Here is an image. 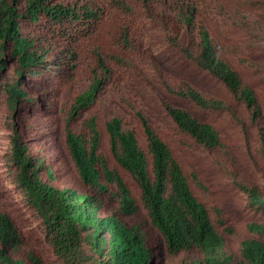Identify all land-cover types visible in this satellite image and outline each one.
I'll return each mask as SVG.
<instances>
[{
  "label": "trees",
  "instance_id": "trees-1",
  "mask_svg": "<svg viewBox=\"0 0 264 264\" xmlns=\"http://www.w3.org/2000/svg\"><path fill=\"white\" fill-rule=\"evenodd\" d=\"M150 22L225 94L164 62ZM263 44L264 0H0L3 169L61 264H264V92L243 73ZM193 143L234 155L228 168L258 216L247 234L199 196L184 160ZM0 264H51L1 188Z\"/></svg>",
  "mask_w": 264,
  "mask_h": 264
},
{
  "label": "rangeland",
  "instance_id": "rangeland-1",
  "mask_svg": "<svg viewBox=\"0 0 264 264\" xmlns=\"http://www.w3.org/2000/svg\"><path fill=\"white\" fill-rule=\"evenodd\" d=\"M149 25L153 26L155 34L159 36V39L155 38L153 40L154 47L156 48V51L161 54L164 62L166 60L167 64L178 69L179 73L190 77L193 81L202 86V88L211 92L212 95L220 96L225 94L226 90L223 84L212 77H207L205 73L198 71L193 65L185 63L178 53L171 46H169L168 42L164 38L163 30L159 25L152 22H150ZM252 57V62L248 64L256 62L262 66L263 70L264 44L260 51L252 53ZM248 64L246 66L248 69L243 71L246 79L259 88H262L264 92L263 71H254L252 66ZM178 101L184 105L190 107L192 106V104L188 101ZM8 113L9 108L6 103V95L2 93L0 95V188L2 198L15 215L22 231L31 241L37 242L43 250L45 256L51 260V264H61V262L58 261L50 251L49 245L43 237L37 218L33 215L26 201L22 199L17 190L9 183L8 177L4 172L3 164L5 162V149L7 146L8 133L10 131L7 125ZM211 117L212 121H214L217 126H221V129L227 134V140L231 143V145L238 143L235 141L237 140V137H240L238 128L226 112H214L211 113ZM164 121L166 123L168 121L165 115L163 116L162 122L164 123ZM191 146L194 148L188 149V151L186 149L184 150V160L188 167H191L198 173L203 182L199 196L210 207H221L228 217L227 219L229 222L234 223L236 227H240V232H242V234H247L248 224L252 220H257L258 216L254 211L247 207L245 194L235 182L236 169L228 168V165L230 164L229 157L233 158L234 155L215 154L194 143L191 144ZM236 154V159L238 160L237 163H243L244 156L242 152L241 154L236 152ZM263 162L264 159L259 161V163L264 167ZM139 227H136V230H138ZM144 236L146 241L149 243V237L146 234H144ZM239 241L240 238L234 237L230 240L229 245L231 248L236 249ZM171 258L172 259L167 260L166 264H180V257L175 256ZM161 263V256L155 257L152 261V264Z\"/></svg>",
  "mask_w": 264,
  "mask_h": 264
}]
</instances>
